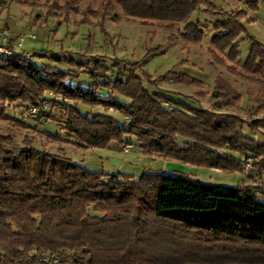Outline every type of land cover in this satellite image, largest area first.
Segmentation results:
<instances>
[{
    "label": "trees",
    "instance_id": "obj_1",
    "mask_svg": "<svg viewBox=\"0 0 264 264\" xmlns=\"http://www.w3.org/2000/svg\"><path fill=\"white\" fill-rule=\"evenodd\" d=\"M108 1L103 11L80 9L78 0L56 1L48 12H65L62 22L69 12L83 13L78 23L83 24L87 16L104 18L115 4L127 18L163 24L168 40L181 39L186 49L202 45L211 31L209 50L219 64L237 62V40L246 34L250 51L240 67L258 84L254 101L264 109V45L247 33L254 18L245 8L225 10L213 0ZM247 4L256 8L257 0ZM196 11L210 18L194 19ZM34 56L70 67L41 65ZM106 60L64 50L35 52L32 59L0 54V119L25 125L8 108L17 102L25 108L37 104L52 91L67 101L56 103L67 110L60 128L78 147L132 144L130 136L148 156L243 172L242 157L251 155L253 167L238 185L204 182L185 172L144 170L138 178L121 177L88 170L65 154L33 146V138L17 142L10 131L0 130V264H44L45 254L58 255L63 264H264V186L259 181L264 141L240 130L244 122L251 131L264 129V120L247 122L220 111L242 100L222 74L214 77V105L194 107L157 87L149 89L145 80L157 85L156 80L139 62L114 58L110 66ZM177 68L162 78L173 74L179 83L205 84ZM75 70L90 80L73 79ZM82 104L117 111L124 119L85 112ZM40 118L59 122L49 111ZM42 132L63 141L59 133Z\"/></svg>",
    "mask_w": 264,
    "mask_h": 264
},
{
    "label": "rangeland",
    "instance_id": "obj_2",
    "mask_svg": "<svg viewBox=\"0 0 264 264\" xmlns=\"http://www.w3.org/2000/svg\"><path fill=\"white\" fill-rule=\"evenodd\" d=\"M58 1L63 5L67 0H14L0 1L3 6V17H7L9 13L12 23L15 22L22 30L23 45L22 48L31 52L50 54L55 51H67L70 54L82 58L88 55H97L112 66L114 58H120L129 62H139L142 69H145L157 85L145 80V85L154 90L166 92L176 98L186 102L188 105L198 107H212L216 99L212 96L215 82L214 77L218 74L230 79L242 94L240 106L225 105L220 109L222 112L239 114L245 121L252 119L264 120V109H260L254 101L255 95L258 93V84L242 75L241 63L245 62L249 54V40L243 39L240 44L241 61L235 63L226 62L219 64L212 61L209 45L212 33L207 32L202 45H190L188 49L183 48L181 39L170 42L168 36L170 31L163 24L157 22H144L141 20L127 18L121 8L112 4L105 13V17L87 16V23L78 24L83 19V13L69 12L67 21H64L65 12L52 14L48 12L51 4ZM251 0H232L227 9L234 10L245 8L248 16L253 17V21L247 23V33L262 43H264V0H257L256 8H249L248 2ZM108 0H78L80 9L92 8L95 10L104 9L108 5ZM217 6V5H216ZM220 7V6H217ZM8 8V9H7ZM116 15V16H115ZM210 18L205 13L196 11L193 18ZM9 17H7L8 19ZM8 24L4 25L3 31L9 34ZM39 28H44L48 32V37L43 35V48L37 47L41 44L39 39H33L32 34L38 32ZM23 34H28L27 36ZM37 37V35H36ZM9 39V36H8ZM12 44V43H11ZM34 61L41 65L53 64L54 66L67 69L70 67L66 63H54L49 58H40L34 56ZM181 61H184L181 63ZM241 62V63H240ZM178 65V66H177ZM231 65L232 68H230ZM177 72H183L199 78L205 82L203 86H194L189 83H179L173 74H169L166 78H162L169 70L176 68ZM75 69V68H74ZM116 69L112 68V77ZM241 72V73H240ZM73 79H83L89 81L88 75L83 71L75 70ZM73 80V81H75ZM47 91L41 98L42 100L50 97L48 104L50 105L49 113L56 116L59 122L48 120L45 118H25L21 114L26 108L21 102L12 104L8 111L15 118L20 119L25 125H18L4 119H0V130L2 132L10 131L14 134V140L22 142L28 136L33 138V146L46 149L53 153H61L72 158L74 162L82 164L88 170H104L111 173H120L122 175H131L136 178L140 177L144 170L161 171L164 173L185 172L191 176L198 178L204 182L224 185H238L245 175L240 171H227L220 168L210 166H199L185 163L181 160H168L160 156H148L141 152L138 141L135 137L126 136L133 147L129 152L122 150L119 158L123 160L119 166L113 165L111 161V152L106 148H82L78 147L71 138L60 127V118H63V105L59 103L60 96ZM59 101V102H58ZM81 108L86 111L104 112L114 115L116 118L124 119L122 115L113 110L105 111L101 106H87L82 104ZM24 113V112H23ZM46 129L53 133H59L63 141H56L43 134ZM240 130L249 134L257 140L264 141V129L251 131L246 123L240 125ZM121 145V144H120ZM64 264H74L67 261Z\"/></svg>",
    "mask_w": 264,
    "mask_h": 264
},
{
    "label": "built area",
    "instance_id": "obj_3",
    "mask_svg": "<svg viewBox=\"0 0 264 264\" xmlns=\"http://www.w3.org/2000/svg\"><path fill=\"white\" fill-rule=\"evenodd\" d=\"M31 37L35 38L36 35L32 34ZM23 37H20V42L18 45H13L8 40V33L7 31H3V40L0 41V54L6 55V56H19L23 55L26 58L32 59L33 54L29 51L23 50L22 48V42ZM52 93V92H51ZM50 97L45 99H40L37 104L29 105L25 111H24V117L25 118H39L43 114L44 111L50 110V105L48 104V101ZM60 100L63 101L64 98L60 96ZM67 110H63V114H66ZM133 147L132 144H126L124 146V150L126 152L130 151ZM253 167V157L251 155H245L242 157V168L244 173H248L251 168ZM42 261L44 264H63L61 258L58 255L55 254H45L42 257Z\"/></svg>",
    "mask_w": 264,
    "mask_h": 264
},
{
    "label": "crops",
    "instance_id": "obj_4",
    "mask_svg": "<svg viewBox=\"0 0 264 264\" xmlns=\"http://www.w3.org/2000/svg\"><path fill=\"white\" fill-rule=\"evenodd\" d=\"M232 0H213V2L217 5V6H220V7H223L225 9H227L226 7H228L229 3H231ZM8 9V8H7ZM3 6L0 5V41H4L3 40V27L4 25L8 24V28H9V42L12 43L13 45H18V43L20 42V36L22 35V30L20 29V26H17L15 22L12 23V20H11V16L10 14L8 13L7 14V17H9L7 19V17H3ZM24 36L28 35V34H23ZM35 35H37V37L33 38V39H39L41 41V44L37 47L38 49H41L43 48V46L46 44V42L44 43V40H43V35L47 38L48 37V32L45 31L44 28H39L38 29V32H35ZM247 38L249 40L248 37H246V34H242L239 39L237 40V42L239 43V48H240V44H241V41L243 39ZM24 40V39H23ZM261 42V41H260ZM249 43L251 44L250 40H249ZM262 43V42H261ZM250 44H249V49L248 51H250ZM264 45V43H262ZM22 46L23 45V42H22ZM24 50V49H23ZM240 53H241V49H240ZM241 54L238 58V61H241ZM241 63V62H240ZM244 62H242L241 64H243ZM124 146L125 145H120L118 142H115L113 141L106 149L109 150V152H111V155L109 157H120L119 155H116V154H119L122 150H124ZM129 152V151H128ZM110 158V159H111ZM123 162V160H122ZM260 183H262V185L264 186V178L263 179H259Z\"/></svg>",
    "mask_w": 264,
    "mask_h": 264
},
{
    "label": "water",
    "instance_id": "obj_5",
    "mask_svg": "<svg viewBox=\"0 0 264 264\" xmlns=\"http://www.w3.org/2000/svg\"><path fill=\"white\" fill-rule=\"evenodd\" d=\"M111 161H112L113 165L119 166L121 164L122 160L119 158H111Z\"/></svg>",
    "mask_w": 264,
    "mask_h": 264
}]
</instances>
